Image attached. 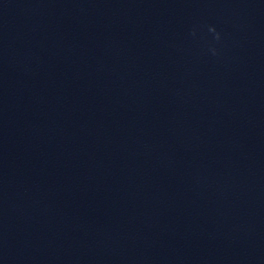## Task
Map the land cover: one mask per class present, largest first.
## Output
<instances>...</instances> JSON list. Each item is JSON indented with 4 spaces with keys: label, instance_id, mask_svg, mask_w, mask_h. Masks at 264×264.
Masks as SVG:
<instances>
[{
    "label": "clouds",
    "instance_id": "1",
    "mask_svg": "<svg viewBox=\"0 0 264 264\" xmlns=\"http://www.w3.org/2000/svg\"><path fill=\"white\" fill-rule=\"evenodd\" d=\"M213 31H214V29H213ZM217 39H219V34H217Z\"/></svg>",
    "mask_w": 264,
    "mask_h": 264
}]
</instances>
